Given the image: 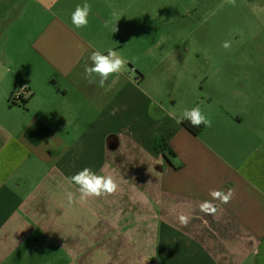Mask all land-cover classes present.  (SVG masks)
I'll use <instances>...</instances> for the list:
<instances>
[{
  "label": "crops",
  "instance_id": "0c3cea01",
  "mask_svg": "<svg viewBox=\"0 0 264 264\" xmlns=\"http://www.w3.org/2000/svg\"><path fill=\"white\" fill-rule=\"evenodd\" d=\"M84 2L0 0V246L53 239L50 264H264L263 156L233 164L205 126L192 135L143 89L146 74L125 52L149 43L136 0H87L94 15L75 29ZM110 48L129 69L90 84L84 64ZM84 167L112 174L118 190L80 202L70 177ZM228 188L235 195L217 218L200 212L211 189ZM85 204L94 217L78 211Z\"/></svg>",
  "mask_w": 264,
  "mask_h": 264
},
{
  "label": "rangeland",
  "instance_id": "374dc122",
  "mask_svg": "<svg viewBox=\"0 0 264 264\" xmlns=\"http://www.w3.org/2000/svg\"><path fill=\"white\" fill-rule=\"evenodd\" d=\"M136 1L139 35L149 43L125 52L146 74L143 89L175 118L199 105L212 119L204 137L233 164L250 153L264 158V0H236L234 7L226 0ZM224 41L231 42L229 50ZM95 205L101 208V201ZM87 208L93 210L85 204L78 211L94 217ZM10 240L0 246V264H50L56 249L43 237L35 245Z\"/></svg>",
  "mask_w": 264,
  "mask_h": 264
},
{
  "label": "clouds",
  "instance_id": "9594fccd",
  "mask_svg": "<svg viewBox=\"0 0 264 264\" xmlns=\"http://www.w3.org/2000/svg\"><path fill=\"white\" fill-rule=\"evenodd\" d=\"M226 2L233 7L236 4V0H226ZM93 14L92 5L85 0L81 5L78 4L75 10L71 14V23L75 29H84L88 27L89 15ZM111 26V31L115 33L117 31L116 24H113L111 19H106L103 22V27L108 28ZM222 47L225 50L231 48L230 41H224ZM91 64H84V78L88 80L90 84L97 83L101 88L105 87L110 77H118L124 71L127 70V65L130 61L126 60L119 52L108 49L107 54H103L99 50L91 52L89 58ZM188 122L194 128H200L203 124L205 128L212 127V119L202 112L199 105L190 109L183 110L182 115L176 119L177 124H183ZM70 183L78 186L80 193V202H87L89 198H99L103 195H109L115 193L119 185L112 174L98 175L90 167H84L81 171L77 172L70 177ZM235 190L228 188L226 191L223 189H211L209 191L210 199L204 200L199 204L200 212L217 218L218 211L222 209L223 205H227L233 199ZM68 202L72 203L73 193L68 192ZM191 207L190 205L188 206ZM172 212H176V207L173 206ZM179 223L187 226L190 221V217L181 211L178 214Z\"/></svg>",
  "mask_w": 264,
  "mask_h": 264
},
{
  "label": "trees",
  "instance_id": "16d2710c",
  "mask_svg": "<svg viewBox=\"0 0 264 264\" xmlns=\"http://www.w3.org/2000/svg\"><path fill=\"white\" fill-rule=\"evenodd\" d=\"M188 132H190L192 135L194 136H198L202 131H203V128H204V125L202 124L200 126V128H194L192 127L188 122H184L183 124H181ZM161 148H162V151L165 152L166 150L168 151V155H171V150H169V148L163 144L161 145ZM167 155V153H164V156L166 158H168L169 160V156Z\"/></svg>",
  "mask_w": 264,
  "mask_h": 264
},
{
  "label": "built area",
  "instance_id": "2783aa9c",
  "mask_svg": "<svg viewBox=\"0 0 264 264\" xmlns=\"http://www.w3.org/2000/svg\"><path fill=\"white\" fill-rule=\"evenodd\" d=\"M11 102H13V103H19V102H21V97H20V93L19 92L16 91V92H14L12 94Z\"/></svg>",
  "mask_w": 264,
  "mask_h": 264
}]
</instances>
